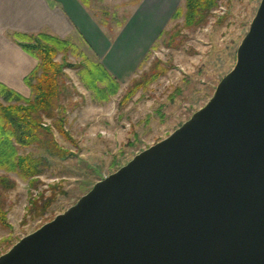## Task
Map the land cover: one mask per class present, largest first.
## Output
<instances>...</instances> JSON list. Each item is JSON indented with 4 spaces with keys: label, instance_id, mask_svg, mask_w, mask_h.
<instances>
[{
    "label": "water",
    "instance_id": "95a60500",
    "mask_svg": "<svg viewBox=\"0 0 264 264\" xmlns=\"http://www.w3.org/2000/svg\"><path fill=\"white\" fill-rule=\"evenodd\" d=\"M0 264H264V0L210 100Z\"/></svg>",
    "mask_w": 264,
    "mask_h": 264
},
{
    "label": "rangeland",
    "instance_id": "374dc122",
    "mask_svg": "<svg viewBox=\"0 0 264 264\" xmlns=\"http://www.w3.org/2000/svg\"><path fill=\"white\" fill-rule=\"evenodd\" d=\"M95 2L104 34L131 48L135 64L128 78L119 80L117 91L107 96L84 83L79 68L65 69L68 92L57 113L64 119L62 128L54 119L44 120L64 149L62 156L50 157V165L29 178L0 167V176L15 181L4 194L7 217L5 224L0 222V255L202 108L235 66L261 0H219L208 20L196 27L186 23L184 0ZM177 8L180 13L173 17ZM68 39L76 45L68 63L81 61L82 53L100 60L79 37ZM127 51V57L132 55ZM62 58L59 54L57 59ZM135 77L145 82L132 88ZM16 145L20 154L43 152L35 145Z\"/></svg>",
    "mask_w": 264,
    "mask_h": 264
},
{
    "label": "trees",
    "instance_id": "16d2710c",
    "mask_svg": "<svg viewBox=\"0 0 264 264\" xmlns=\"http://www.w3.org/2000/svg\"><path fill=\"white\" fill-rule=\"evenodd\" d=\"M219 0H184V16L188 26L204 24ZM180 13L178 8L173 17ZM163 32V31H162ZM161 34V33H160ZM13 36L22 47L38 59L36 69L27 77L32 96L23 95L0 85V167L17 170L24 178L40 175L49 165L50 157L62 156L64 149L53 136L51 128L44 125L45 118L54 119L61 129L63 117L58 118L60 100L68 92L65 84V69L79 68L84 83L102 96L116 92L119 80L99 60H93L83 53L81 61L68 63L70 54H76V45L68 38H61L47 32L34 34L15 32ZM62 54V61L57 58ZM141 78H133L131 87H138ZM147 82V81H146ZM143 84V83H142ZM6 102V103H4ZM37 146L43 150L36 154L18 153V147ZM15 187V181L6 175L0 176V222L6 223V190ZM48 205V200L42 209Z\"/></svg>",
    "mask_w": 264,
    "mask_h": 264
},
{
    "label": "crops",
    "instance_id": "0c3cea01",
    "mask_svg": "<svg viewBox=\"0 0 264 264\" xmlns=\"http://www.w3.org/2000/svg\"><path fill=\"white\" fill-rule=\"evenodd\" d=\"M95 1L0 0V85L24 97L32 95L27 77L36 69L38 59L14 38L15 32L77 36L118 80L128 78L136 54L122 41L115 43L104 34ZM126 49L131 51L129 57Z\"/></svg>",
    "mask_w": 264,
    "mask_h": 264
}]
</instances>
